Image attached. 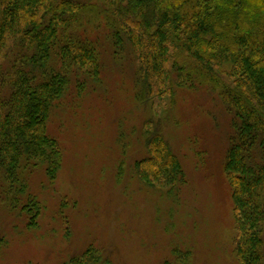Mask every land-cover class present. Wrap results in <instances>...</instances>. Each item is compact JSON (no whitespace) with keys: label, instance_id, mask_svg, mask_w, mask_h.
Listing matches in <instances>:
<instances>
[{"label":"trees","instance_id":"16d2710c","mask_svg":"<svg viewBox=\"0 0 264 264\" xmlns=\"http://www.w3.org/2000/svg\"><path fill=\"white\" fill-rule=\"evenodd\" d=\"M102 37L112 49L107 62ZM111 61H126L132 70L137 103L150 109L170 98L172 108L163 118L144 121L146 155L134 163L140 182L152 189L167 186L163 194L169 199L186 184L164 134L174 120L178 88L206 87L221 101L233 119L224 172L233 202L235 256L239 264H264V0H0L4 180L24 189L21 178L39 167L50 180L56 177L62 153L47 132L53 110L71 82L79 95L90 84L100 89ZM133 131L127 134L119 122L123 158L117 181ZM28 201L23 208L32 227L39 206ZM71 264L107 262L88 249Z\"/></svg>","mask_w":264,"mask_h":264},{"label":"rangeland","instance_id":"374dc122","mask_svg":"<svg viewBox=\"0 0 264 264\" xmlns=\"http://www.w3.org/2000/svg\"><path fill=\"white\" fill-rule=\"evenodd\" d=\"M99 43L106 61L109 41ZM110 68L100 89L90 84L79 95L71 82L54 108L47 132L62 153L54 179L39 167L21 178V189L0 174V264H71L88 249L107 264H239L224 172L232 117L206 87L178 88L164 134L186 184L169 199L167 186L140 182L134 163L146 155L144 121L163 118L170 98L144 107L135 101L127 62L111 61ZM119 122L127 134L134 130L121 181ZM30 199L39 206L32 227L23 208Z\"/></svg>","mask_w":264,"mask_h":264}]
</instances>
